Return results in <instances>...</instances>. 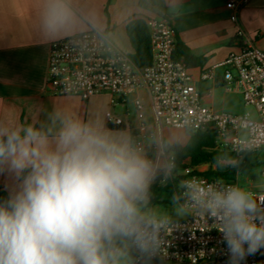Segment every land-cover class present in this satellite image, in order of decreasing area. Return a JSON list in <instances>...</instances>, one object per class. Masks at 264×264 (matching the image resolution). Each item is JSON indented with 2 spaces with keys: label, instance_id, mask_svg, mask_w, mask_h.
<instances>
[{
  "label": "clouds",
  "instance_id": "9594fccd",
  "mask_svg": "<svg viewBox=\"0 0 264 264\" xmlns=\"http://www.w3.org/2000/svg\"><path fill=\"white\" fill-rule=\"evenodd\" d=\"M50 33L77 24L70 0H44ZM153 162L100 129L66 120L51 147L32 126L0 125V264H123L122 243L143 252L160 221L142 212ZM197 202L219 221L229 264L264 249V201L236 186L197 189Z\"/></svg>",
  "mask_w": 264,
  "mask_h": 264
},
{
  "label": "built area",
  "instance_id": "2783aa9c",
  "mask_svg": "<svg viewBox=\"0 0 264 264\" xmlns=\"http://www.w3.org/2000/svg\"><path fill=\"white\" fill-rule=\"evenodd\" d=\"M250 0H229L234 10L231 20L237 28L238 50L222 62L203 70L199 79L214 81L225 89L234 86L242 94L244 105L252 111L243 114L218 112L203 104V95L195 77L183 60L173 57L176 32L167 16L147 18L152 45V64L138 67L119 47L98 29L55 40L50 47L47 85L55 95H74L83 100L108 93L112 103L125 102L138 89H146L151 97L152 122L158 134L153 162L160 182L179 177V202L187 215L182 219H159L157 243L151 252H143L131 243L133 257L127 264H229L230 253L221 234L219 221L196 199L197 189L221 190L238 185V179L226 180L207 176L215 165L234 161L187 165L175 172L173 157L166 153L162 131L165 126L182 130L211 129L216 134L220 151L241 156L262 152L264 176V50L255 45L239 23L238 12ZM138 119L132 148L144 149L147 118L142 100L134 101ZM111 126H123V118L111 113ZM240 188V187H239ZM257 202L264 201V191L249 192ZM240 264H264V249L248 256Z\"/></svg>",
  "mask_w": 264,
  "mask_h": 264
},
{
  "label": "crops",
  "instance_id": "0c3cea01",
  "mask_svg": "<svg viewBox=\"0 0 264 264\" xmlns=\"http://www.w3.org/2000/svg\"><path fill=\"white\" fill-rule=\"evenodd\" d=\"M228 1L163 0V10L150 0H70L77 24L53 34L43 23L44 0H0V125L40 129L54 148L59 129L71 119L90 124L109 133L117 142H126L132 147L138 124L134 101L140 99L145 105L148 126L144 149L138 152L150 159L158 134L152 122L148 90L138 89L125 102L116 104L108 93L87 100L74 95H55L47 85L51 44L98 29L129 55L133 49L127 22L134 17L167 16L175 29L176 40L187 46L196 59L190 70L206 101L222 86L211 80H200V72L238 50L237 28L231 20L234 10L228 6ZM238 15L240 25L255 45L264 50V0H250ZM111 113L123 118V129L109 124ZM162 136L164 144L178 142L181 145L190 137L187 130L168 126L163 128ZM5 183V176L0 175V186L4 190ZM121 247L125 251L123 264H127L133 257L131 243H122Z\"/></svg>",
  "mask_w": 264,
  "mask_h": 264
},
{
  "label": "trees",
  "instance_id": "16d2710c",
  "mask_svg": "<svg viewBox=\"0 0 264 264\" xmlns=\"http://www.w3.org/2000/svg\"><path fill=\"white\" fill-rule=\"evenodd\" d=\"M153 4L164 10L163 0H150ZM147 18H131L126 25L127 34L132 46V53L129 54L131 60L140 68H146L152 64V45L150 32L146 23ZM174 59L183 60L190 68L195 65L196 59L190 53L187 46L177 40L176 48L173 54ZM123 129V126H115ZM190 135L188 142L181 145L178 142L173 144L165 143L166 153L173 157L175 162L174 171H180L187 165L197 166L204 163H218L219 161H234L229 168L225 170H208L207 176H217L226 180H235L238 173L247 171L253 167V155L244 153L241 156L220 151L216 144V134L211 129L206 130H188ZM187 160L189 162L187 163ZM161 176L158 175L154 182L149 184L148 192L151 202H179L178 182L179 177L168 179L166 183L160 182ZM166 192V196L163 194ZM7 196L4 188L0 186V198ZM142 212L146 206L141 204Z\"/></svg>",
  "mask_w": 264,
  "mask_h": 264
},
{
  "label": "rangeland",
  "instance_id": "374dc122",
  "mask_svg": "<svg viewBox=\"0 0 264 264\" xmlns=\"http://www.w3.org/2000/svg\"><path fill=\"white\" fill-rule=\"evenodd\" d=\"M203 104L218 112L243 114L246 111H252L251 107H246L244 105L241 92L234 86H231L230 89H225L223 87L216 88L213 96L203 101ZM262 157V152L253 154V161L255 162L253 167L237 175L239 187L246 192L264 191ZM229 166H231V164L215 165L213 168H216V170H225L229 168ZM148 194L149 192L147 190L145 201L142 202L146 206V209L143 211L144 214L163 220H177L186 217V211L180 207L178 203H171L170 201L150 203ZM163 196L167 197L166 192H164Z\"/></svg>",
  "mask_w": 264,
  "mask_h": 264
}]
</instances>
